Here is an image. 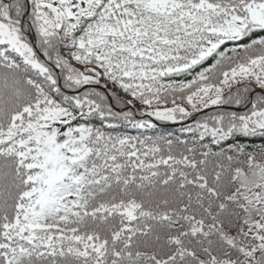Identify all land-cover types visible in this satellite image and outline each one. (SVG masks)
<instances>
[{"label":"snow or ice","instance_id":"obj_1","mask_svg":"<svg viewBox=\"0 0 264 264\" xmlns=\"http://www.w3.org/2000/svg\"><path fill=\"white\" fill-rule=\"evenodd\" d=\"M0 264H264V0H0Z\"/></svg>","mask_w":264,"mask_h":264}]
</instances>
